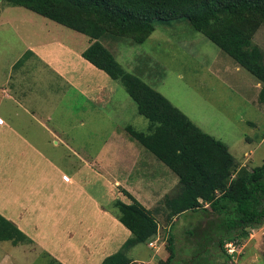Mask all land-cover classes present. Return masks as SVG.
<instances>
[{
    "label": "rangeland",
    "instance_id": "374dc122",
    "mask_svg": "<svg viewBox=\"0 0 264 264\" xmlns=\"http://www.w3.org/2000/svg\"><path fill=\"white\" fill-rule=\"evenodd\" d=\"M55 23L23 7L9 8L3 21L0 20V58L3 55L5 57L6 73L9 72L11 63L18 58L17 54L22 56L25 53L26 43L36 45L35 42L48 39L49 42H53L51 39L53 38L66 41L74 45L77 50L86 45L87 36ZM99 41L114 54L126 70L140 76L162 93L203 131L223 141L234 155L236 166L245 165L250 168L262 162L264 102L258 101L261 83L247 70L236 65L203 34L194 30L186 20L159 25L143 43L106 36L101 37ZM253 42L261 45L264 51V24L255 34ZM4 46L5 49L2 48ZM35 56H30L27 63H22V69L27 70L22 82L38 88L35 95L40 97L39 101L44 99L52 105L50 109L41 110L43 114L38 118L42 122L45 112L52 111L53 115L47 123L54 134L49 137L40 122L22 125V128L35 143L41 145V148L51 155L54 162L61 167L62 174L72 176L78 168L83 167L80 160L85 159L86 165L89 167L96 165V169L92 167L94 171L100 172L112 181L119 192H123L126 185L127 192H132L141 198L143 194L139 196V191L142 189L141 186L146 185L151 188L147 189L151 195L150 200L155 201L160 199L165 190H168V187L161 185L168 180L172 183L168 195L176 192L180 185L176 175L174 176L165 164L139 145L126 131V125H131L135 130L145 132L148 120L137 113L135 103L120 82L111 79L114 83V92L111 99L102 105L98 100L84 97L79 92L74 83L79 79L78 77L67 80L54 73L51 67L42 68L44 70L42 71L39 67L42 62ZM2 63L0 60V66ZM87 80L93 81L94 78L90 76ZM94 86L93 81L87 86V90L92 91ZM81 120L84 123L81 124ZM247 137L253 140L249 141ZM120 140L130 141L140 148L137 152L136 166L147 183L137 184L136 181L130 186L121 181L113 182L115 177L126 176L124 171L126 156L133 155V152H121ZM130 142L128 143L132 145ZM114 155L116 156L111 160ZM122 155L124 156L123 159L121 157L122 165L117 164L118 171L114 174L117 165H113V161L115 158L119 160ZM86 173V186L92 190L93 195L96 192L103 193L104 189L103 191L96 189L92 173ZM108 197H113L112 201L106 197L109 204L103 207L114 213L117 212L113 204L115 196ZM164 197H161V202ZM187 221L188 218L185 220L179 218L174 232L176 247L180 251L177 257H189L190 260L191 251L184 248L185 235L182 232ZM169 223L164 216H160L161 227L158 232L160 234L145 244L139 243L133 246L130 256L143 257L142 261H137L138 264H158L160 258L166 257L168 251L165 245ZM55 231L58 232V229ZM61 235L65 234H57L59 237H62ZM122 236L119 233V237ZM1 242H4L5 246H0L8 250V260H10L8 264L50 262L51 256L41 257L40 252L43 251L39 253L36 252L37 250L34 251L32 243L24 251L25 244L11 249V243ZM226 246L231 249V246ZM234 247L236 251L232 257V264H264V223L251 229L249 236ZM57 262L62 263L58 260ZM218 264H230V262L219 261Z\"/></svg>",
    "mask_w": 264,
    "mask_h": 264
},
{
    "label": "trees",
    "instance_id": "16d2710c",
    "mask_svg": "<svg viewBox=\"0 0 264 264\" xmlns=\"http://www.w3.org/2000/svg\"><path fill=\"white\" fill-rule=\"evenodd\" d=\"M0 4L8 9L23 7L87 36L89 44L81 56L120 82L137 113L148 120L145 132L131 125H126V131L165 164L180 184L157 207L165 209L170 222L165 245L168 253L158 264H232L236 248L230 252L226 244L238 246L251 229L264 223V159L250 168L236 166L223 141L203 131L162 93L126 70L99 39L119 37L143 43L159 25L184 19L261 83L258 101L264 102V51L253 42L264 24V0H0ZM30 53L27 50L17 64ZM123 192L131 203L117 199L113 204L116 217L131 236L100 264H138L127 251L149 242L160 229L157 210L146 209L129 192ZM179 218L189 219L182 232L190 260L177 257L180 251L174 227ZM0 241L32 243L1 214ZM49 255L40 253L43 258ZM46 263L62 264L53 256Z\"/></svg>",
    "mask_w": 264,
    "mask_h": 264
},
{
    "label": "crops",
    "instance_id": "0c3cea01",
    "mask_svg": "<svg viewBox=\"0 0 264 264\" xmlns=\"http://www.w3.org/2000/svg\"><path fill=\"white\" fill-rule=\"evenodd\" d=\"M8 10L0 4L1 21L6 17ZM260 28L261 26L257 32ZM51 39L53 42H49L48 39L35 42L36 45L24 44L25 52L31 50L32 53L19 64L17 62L21 55L17 54L18 58L11 63L8 73L4 69V55L0 58L3 62L0 66V214L31 238L34 251L37 250L38 253L45 251L63 264H100L105 256L116 252L131 235V232L119 222L116 214L103 207L109 204L106 197L112 201L113 197L108 196H115L114 200L119 199L125 203H131V199L122 191L119 192L112 181L100 172L94 171L96 165L90 167L86 165L85 159L80 160L83 167L78 166L80 168L72 176L62 174L61 167L54 162L51 155L25 133L22 125H33L37 122L42 124L49 137L54 131L47 123L53 115L52 111L45 112L42 122L38 118L43 114L41 110L50 109L52 105L44 99L39 101L40 97L35 95L38 88L22 82L27 71L22 69V63H27L30 56L36 55L35 57L42 62L39 66L41 69L51 67L54 73L67 80L78 77L79 79L74 83L79 92L84 97L98 100L102 105L111 99L114 83L104 71L81 56V51L89 44L88 41L77 50L74 45L64 40ZM2 48L5 49V46ZM17 74L19 76H16ZM90 76L94 78L95 86L89 92L87 86L93 83L87 80ZM80 123L84 121L81 120ZM128 142L130 141L119 142L121 152H133L132 156H126L124 164L126 176L115 177L113 182L121 181L129 185L136 181L137 184L147 183L136 166L137 152L140 148ZM121 157L123 159L124 156L119 157L120 161L115 158L113 165L121 164ZM118 165L114 169V174H117ZM86 172L92 173L96 189L101 191L104 189L103 193L96 192L93 195L92 190L86 186ZM171 184L169 180L164 184L161 183L164 187H168L163 197L168 195ZM125 186L123 190L128 191ZM141 188L139 191V196L143 194L141 198L132 192L129 193L146 209L154 212L155 208L157 213H154L158 220L160 216L166 219L165 209L157 208L158 205H162L160 204L162 196L159 200L152 201L147 190L151 188L146 185ZM57 229L58 232L55 231ZM119 233L123 235L121 238ZM57 234L65 235L59 237ZM30 244H25L24 251ZM0 245L5 246L4 242ZM18 245L20 244H11V249ZM3 246H0V264H8L10 262L8 250L2 248ZM63 247L66 249L62 250ZM133 248L127 251L128 256L135 262L142 261L141 256H130Z\"/></svg>",
    "mask_w": 264,
    "mask_h": 264
},
{
    "label": "built area",
    "instance_id": "2783aa9c",
    "mask_svg": "<svg viewBox=\"0 0 264 264\" xmlns=\"http://www.w3.org/2000/svg\"><path fill=\"white\" fill-rule=\"evenodd\" d=\"M226 245L231 246V249L234 250V245L232 243H227ZM231 249H228V251L230 250V252H231Z\"/></svg>",
    "mask_w": 264,
    "mask_h": 264
}]
</instances>
